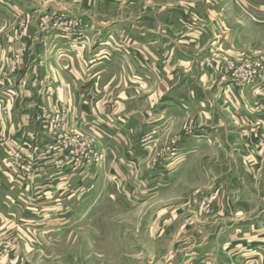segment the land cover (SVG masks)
<instances>
[{"label": "crops", "instance_id": "1", "mask_svg": "<svg viewBox=\"0 0 264 264\" xmlns=\"http://www.w3.org/2000/svg\"><path fill=\"white\" fill-rule=\"evenodd\" d=\"M234 1L0 0V186L94 187L98 170L56 177L52 156L16 178L5 155L82 135L126 202L188 199L158 215L168 264H264V23ZM7 3L29 21L24 62L6 72ZM246 60L261 66L248 83L233 72ZM197 190L212 203L204 219Z\"/></svg>", "mask_w": 264, "mask_h": 264}, {"label": "rangeland", "instance_id": "2", "mask_svg": "<svg viewBox=\"0 0 264 264\" xmlns=\"http://www.w3.org/2000/svg\"><path fill=\"white\" fill-rule=\"evenodd\" d=\"M234 3L245 19L249 17L248 8L258 6L259 16L252 18L264 23V0H235ZM7 7L11 22L5 27L6 45L14 47L15 53L5 62L6 72L7 68L11 71V67L24 62L27 47L21 36L29 21L28 13H19L11 3H7ZM259 36L263 50L264 27ZM247 61L251 60L234 68L236 78L242 67L250 71L261 69L260 63L253 65ZM60 130L58 127L56 132ZM72 140L57 138L55 145L48 144L47 150L25 155L11 148L5 150L9 163L20 166L19 172L13 171L16 178L19 175L21 179L33 181L41 176L38 163L50 156L54 157L56 177L66 174V178H75L85 172L88 176L93 169L98 170L99 176L94 187L51 189L27 181L22 185L20 182V187H7L6 183L0 186V214L3 216L0 264H168L174 260L173 237L157 232L158 215L174 206L184 211L189 205L188 199L168 203L161 196V202L156 199L147 204L126 202L124 181L109 180V166H95L94 158L100 155L93 153V147L85 140L78 143ZM101 157V162H105V156L101 154ZM174 195L166 196L171 200ZM192 195L200 196L198 202L190 201L194 212L202 219L209 217L212 211L209 195L203 190L194 191Z\"/></svg>", "mask_w": 264, "mask_h": 264}, {"label": "built area", "instance_id": "3", "mask_svg": "<svg viewBox=\"0 0 264 264\" xmlns=\"http://www.w3.org/2000/svg\"><path fill=\"white\" fill-rule=\"evenodd\" d=\"M236 74H237L238 79H239L240 81H242V82H245V81L250 82V81L253 80V78H254L255 76L259 75L257 69H256V70H253V71H250V70H247V69L244 68V67L241 68V70H240V74H239V72H237ZM63 121H64V118H63V117H62V118H61V117L56 118V119L52 122V123H53L52 128H54V130H57V128L61 126V124H62ZM71 139H73L72 142H75V143H78V142L84 140L83 138H80V137H77V136L72 137ZM85 141H86V140H85ZM86 144L88 145L89 143L86 141ZM89 145H90V144H89ZM95 158H96L95 160H96L97 162H100V161L102 160V159H101V158H102L101 156H99V157L96 156Z\"/></svg>", "mask_w": 264, "mask_h": 264}]
</instances>
